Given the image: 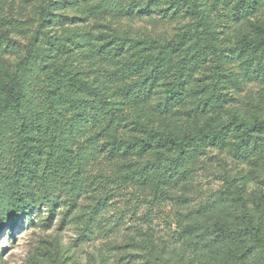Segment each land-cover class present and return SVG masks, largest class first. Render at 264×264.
<instances>
[{
	"label": "rangeland",
	"instance_id": "374dc122",
	"mask_svg": "<svg viewBox=\"0 0 264 264\" xmlns=\"http://www.w3.org/2000/svg\"><path fill=\"white\" fill-rule=\"evenodd\" d=\"M236 1L0 0V86L14 79L34 42L39 58L23 76L33 95L24 109L42 120L60 119L64 131L53 137L51 129L40 139L27 178L35 206L11 231L0 230V264L264 262V132L244 156L232 130L235 119H264V46L253 43L264 37V0L241 12L234 10ZM44 12L50 18L42 22ZM208 31L212 46L205 44ZM201 55L203 62L185 75L183 97L165 108L173 73L184 59L192 64ZM49 61L101 89L106 103L63 89L52 105L38 109L42 83L35 79L50 76ZM155 65L164 75L150 92L139 99L125 93V85L142 83ZM139 123L179 136L219 124L228 130L222 144L199 143L188 152L186 173L155 191L146 175L131 173L163 155L110 156L107 150L114 135L141 136ZM15 126L6 113L0 130ZM50 139L67 152L66 172H54L63 158L46 168ZM41 176L45 191L35 185ZM44 192L48 201L39 199ZM248 219L263 241L252 242ZM215 223L230 232L217 231Z\"/></svg>",
	"mask_w": 264,
	"mask_h": 264
},
{
	"label": "trees",
	"instance_id": "16d2710c",
	"mask_svg": "<svg viewBox=\"0 0 264 264\" xmlns=\"http://www.w3.org/2000/svg\"><path fill=\"white\" fill-rule=\"evenodd\" d=\"M174 1L176 0H170V2ZM254 2L255 0H237L234 4V10L235 12H241L246 7V4H248L249 8L254 6ZM49 18V13L44 12L41 21L45 22ZM1 40L2 36L0 35V44ZM204 40L205 44L212 46L210 31L206 33ZM254 42L264 46V37L256 38ZM214 54L218 56L219 50L215 49ZM36 57H38L36 45L34 42H31L22 61L17 66L14 79L0 86V123L6 113L12 114L16 123L14 128L6 132L0 130V230L6 227L11 231L24 216L31 214L35 202L30 189L33 181L28 180L32 174L28 168L33 163V156L37 151L38 145H40L41 137L47 135L51 129L53 130V137L59 136L64 132L61 130L62 123L60 119L56 118L52 121L50 118H47L42 120L40 117L28 115L24 109L25 100L29 101L33 95L30 93V89L25 87L26 82L28 86H31L32 83L24 81L23 76L26 71L33 69ZM202 62V55L196 58L195 63L192 64L191 61L185 63L184 59L182 66L178 67V70L173 73L171 81L166 85L165 103L163 105L165 108L183 97L186 89L185 75L188 72L194 71L195 65ZM45 68L49 70L50 76L44 80L35 79L36 82L42 83L40 88L42 103L40 102L37 105L38 109H44L45 103L52 105L55 96L63 89L78 94L91 95L96 97L100 102L106 103L103 91L95 85L81 80L76 73L56 64L54 61L45 63ZM218 72V67L215 65L213 73L215 83L218 79ZM162 75L164 73L160 70L159 65H155L154 69L144 78L142 83L134 86L125 85L123 90L131 97L139 99L145 96L148 90L150 92L153 89L154 83ZM68 124L71 127L70 120ZM80 125L81 122L78 120L79 135L83 132L79 128ZM138 126L140 127L141 136L119 137L114 135L108 142V154L110 156L128 157L136 153L154 150L163 155L156 158L151 168H140L131 173L134 177L137 174L141 177L146 175L142 178H145V180L149 179L153 183L155 191H158L159 187L168 184L179 175L186 173L183 167V158L188 152L195 153L199 147V143L222 144L228 130V126L219 124L209 130L201 131L199 134L179 136L150 128L143 123H139ZM232 126L242 154L244 156L248 155L254 149L251 145L253 140L264 132V119H255L252 122L245 119H235L232 122ZM16 138H18V143ZM52 141L50 139L48 144L49 152L47 153L48 161L46 168L49 171L53 170L54 164L58 163L56 159L63 158L61 164L58 163L56 165L54 172H57L58 168L60 172H66L71 168L65 157L67 152L63 146L60 149L56 145H53ZM6 165H9L8 169ZM82 168L83 164L78 160V176ZM20 170H26L25 175L19 172ZM44 184L45 180L43 176L35 183V185L41 186L45 191ZM82 189V183L78 182V195ZM75 190L73 184L70 188V193L74 194ZM39 199L48 201L45 192L39 196ZM214 228L220 232H230V227L226 224L215 223ZM245 231L250 235L254 244L263 241L259 227L254 225L250 219L245 223ZM261 264H264V262Z\"/></svg>",
	"mask_w": 264,
	"mask_h": 264
}]
</instances>
